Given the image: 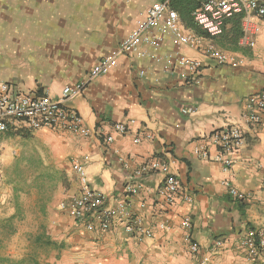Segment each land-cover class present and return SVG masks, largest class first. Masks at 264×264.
Returning a JSON list of instances; mask_svg holds the SVG:
<instances>
[{"label":"crops","instance_id":"0c3cea01","mask_svg":"<svg viewBox=\"0 0 264 264\" xmlns=\"http://www.w3.org/2000/svg\"><path fill=\"white\" fill-rule=\"evenodd\" d=\"M164 1L0 0V83L54 100L62 99L66 86L85 84L64 104L80 114L88 136L66 129L0 131V224L14 216L12 207L32 212L30 252L40 257L32 264H264L240 244L244 234L264 231V126L248 127L242 117L246 100L264 91V16L251 17L259 31L250 35L253 45H244V15L211 38L194 21L206 0H169L188 43L179 44L160 24L147 32L160 41L141 47L150 55L121 54L106 75L90 78L147 10ZM209 49L231 61L217 63ZM168 56L198 60L202 67L191 73ZM117 124L129 130L119 133ZM235 125L243 128L245 143L219 156L212 133ZM226 158L232 161L228 171ZM76 161L88 186L107 195L109 208L125 205L107 230L98 219L90 229L89 221L72 216L71 201L83 189ZM12 168L22 171L24 188L13 183ZM144 168L149 171L139 175ZM167 176L180 181L192 203L167 202L161 194ZM225 181L245 199L232 196ZM186 216L198 253L186 238ZM136 222L151 236L127 231ZM25 251L5 255L0 249V264H25Z\"/></svg>","mask_w":264,"mask_h":264},{"label":"built area","instance_id":"2783aa9c","mask_svg":"<svg viewBox=\"0 0 264 264\" xmlns=\"http://www.w3.org/2000/svg\"><path fill=\"white\" fill-rule=\"evenodd\" d=\"M238 15L245 16L244 36L241 44L253 45L250 42V35L259 31V27L253 24L251 17L257 15L264 16V0H206L202 6L195 11L194 21L206 32V34L215 38L223 34L225 25L229 19ZM163 24L164 28L170 31L174 36L178 37L179 44L188 43L191 39L180 34L181 26L179 23V15L177 11L170 8L169 0L157 3L146 12L144 18L138 21V25L120 44L117 51L105 57L97 64L91 72V79L106 75L111 69L118 64V57L124 53H136L140 57H144L149 53L142 51L144 44L155 46L160 41L159 38L147 36V32L151 29ZM208 55L217 63L224 64L230 62L231 59L224 53L214 49L208 50ZM173 56H168L169 61H173ZM174 61L178 65L188 69L189 72L195 73L202 67V62L188 57H176ZM85 88L84 83L75 86H66L62 92L61 100H54L47 95H35L19 93L8 83H0V131H34L43 128L48 129H66L84 136L89 135V131L84 127L83 119L79 113L65 106V100L71 97H77L82 94ZM185 112H192V109ZM264 91L252 95L246 100V110L242 115L243 121L248 127L264 126ZM116 130L119 133H126L129 128L126 124H117ZM108 142L113 141V137L107 138ZM136 139V142H139ZM211 144L217 147L218 155L225 156L234 154L245 143L244 130L240 125L228 127L226 129L215 131L210 137ZM200 152V151H199ZM204 158L209 157V150L204 149L201 152ZM224 169L228 171L232 167L230 158L222 160ZM160 166L157 161L151 165V169ZM79 176L83 186L80 196L71 201L70 210L72 216L78 220H87L88 227H94V219L100 221L102 229H109L111 220L115 215H123L125 205L119 203L114 209L107 206L109 198L104 193L95 191L88 186L87 175L83 164L76 161L73 166ZM148 168H144L137 172L139 175L148 172ZM2 180V167L0 162V184ZM229 189V193L239 200H244L245 196L240 194L235 187L230 185L228 181L224 183ZM128 192L135 193L134 188H128ZM161 194L168 203H174L176 199H182L192 203L193 196L182 190L180 181L175 176H167ZM93 220V221H92ZM137 228L128 226L127 231L137 232L144 236H151L150 231L145 230L136 222ZM183 228L187 231L186 238L190 241V248L193 253L199 252V244L191 241L189 231L192 228L191 219L186 216L183 220ZM241 245L247 248L252 259L257 260L264 257V231L248 232L241 237ZM223 241L216 242L221 247ZM202 264H207L202 262Z\"/></svg>","mask_w":264,"mask_h":264},{"label":"rangeland","instance_id":"374dc122","mask_svg":"<svg viewBox=\"0 0 264 264\" xmlns=\"http://www.w3.org/2000/svg\"><path fill=\"white\" fill-rule=\"evenodd\" d=\"M12 171L14 174L12 177L13 183L16 181L18 189L24 188L26 184L22 171H17L15 168H12ZM19 208L20 207H12L13 210L11 209V211H9H13L14 216L12 218H8L3 224H0V235L4 236V238L0 239V249L3 253H5V255H10L8 252L13 249L17 251L24 249L26 250L24 253L25 264H32L33 261L38 263L40 258L39 255L34 254L35 257L33 258L30 252L32 251L31 246L33 245L31 237V231L33 229V218L31 217L32 212L26 211L25 209L21 210ZM6 260L9 262L10 258H7Z\"/></svg>","mask_w":264,"mask_h":264},{"label":"trees","instance_id":"16d2710c","mask_svg":"<svg viewBox=\"0 0 264 264\" xmlns=\"http://www.w3.org/2000/svg\"><path fill=\"white\" fill-rule=\"evenodd\" d=\"M172 1V0H171Z\"/></svg>","mask_w":264,"mask_h":264}]
</instances>
